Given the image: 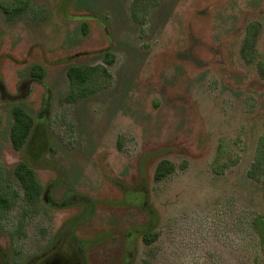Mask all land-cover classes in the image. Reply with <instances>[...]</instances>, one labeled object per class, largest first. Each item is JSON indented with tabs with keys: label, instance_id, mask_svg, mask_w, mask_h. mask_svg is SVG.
<instances>
[{
	"label": "rangeland",
	"instance_id": "obj_1",
	"mask_svg": "<svg viewBox=\"0 0 264 264\" xmlns=\"http://www.w3.org/2000/svg\"><path fill=\"white\" fill-rule=\"evenodd\" d=\"M29 3L13 20L0 6V190L6 179L22 193L20 160L43 190L31 217L18 199L1 219L0 264L58 249L77 264H251L248 221L264 214V185L248 175L264 78L240 47L260 23L263 59L264 0ZM70 65L108 74L80 91ZM15 103L35 118L21 151L9 139ZM162 159L175 169L156 181Z\"/></svg>",
	"mask_w": 264,
	"mask_h": 264
},
{
	"label": "trees",
	"instance_id": "obj_2",
	"mask_svg": "<svg viewBox=\"0 0 264 264\" xmlns=\"http://www.w3.org/2000/svg\"><path fill=\"white\" fill-rule=\"evenodd\" d=\"M29 0H17L16 3H10L4 0L0 3L1 9L9 20H13L27 12L29 8ZM87 23H83V30H86ZM260 23L251 22L247 26V33L240 47V52L243 58L249 64H255L259 74L264 78V57L258 59L256 55V38L258 36ZM105 58L108 63H112L115 55L111 51L105 52ZM102 69V72L108 74L105 67L100 65H70L67 69V74L71 86L77 87L80 91L85 89V85L94 78L96 73ZM44 68L41 65H34L32 75L36 78L44 76ZM12 122L10 125L9 139L12 148L15 151H21L22 148L28 143L31 133L35 125V118L33 114L21 103H15L11 108ZM230 164L224 163V166ZM223 166V165H222ZM175 169V164L169 159H162L156 166L154 178L160 181ZM13 175L16 179L18 189H14L9 185V181L4 179L2 182L7 186V192L0 190V223L7 211H10L14 205L21 199L24 210V217L32 216L38 211L39 203L41 201V194L43 186L38 180L35 169L25 160L17 162L13 168ZM248 175L264 185V134L259 137L257 149L252 162ZM11 192V193H10ZM10 193V194H9ZM19 199V200H18ZM21 203V204H22ZM6 216V215H5ZM21 226V223L18 224ZM248 226L256 239V250L253 253L251 264H264V214H253L248 221ZM20 229L17 227L12 232H18ZM148 231L144 232V235Z\"/></svg>",
	"mask_w": 264,
	"mask_h": 264
},
{
	"label": "flooded vegetation",
	"instance_id": "obj_3",
	"mask_svg": "<svg viewBox=\"0 0 264 264\" xmlns=\"http://www.w3.org/2000/svg\"><path fill=\"white\" fill-rule=\"evenodd\" d=\"M38 259L35 264H77L72 253L60 251L59 249Z\"/></svg>",
	"mask_w": 264,
	"mask_h": 264
}]
</instances>
